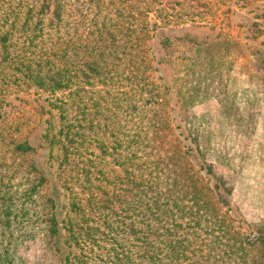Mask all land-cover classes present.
Masks as SVG:
<instances>
[{
    "label": "rangeland",
    "instance_id": "374dc122",
    "mask_svg": "<svg viewBox=\"0 0 264 264\" xmlns=\"http://www.w3.org/2000/svg\"><path fill=\"white\" fill-rule=\"evenodd\" d=\"M161 1L171 13L191 10L185 0ZM9 2L17 3L0 0V26ZM261 4L233 7L228 20L215 11L195 21L184 15L187 21L159 23L147 38L150 69L137 75L126 63L118 70L114 65L96 69L94 45L77 40L84 31L75 6L67 7L60 30L48 15L43 42L28 40L33 25L28 35L15 29L13 57L0 62V264L8 256L12 264H78L82 247L94 263L100 251L74 240L87 223L72 202L94 200L85 217L90 224L107 218L117 225L120 217L102 210L99 186L112 197L145 200L133 210L115 207L127 223H135L137 233L121 236L138 263L147 224L169 220L171 234L183 237L193 230V214L204 215L205 228L214 226L219 219L211 214L213 207L232 219L234 233L256 237L253 224L264 222V17H254L263 13ZM256 5L261 8L255 10ZM10 23L2 25L3 32ZM38 75L49 85L61 79L65 87L53 96L35 81ZM144 82L154 85L144 91ZM74 99L92 108L96 138L78 142V153L64 167L56 105L72 112ZM24 141L33 146L27 153L15 149ZM103 141L112 154L103 153ZM88 169L96 186L93 197L84 178ZM33 180L41 188L34 202L23 205V191ZM156 182L160 188L151 187ZM138 183L148 186L141 192ZM50 213L58 221L53 238L44 222ZM181 223L187 228L178 229ZM205 236H210L205 229L190 236V250L206 249ZM151 237L155 250L164 248L159 240L164 236Z\"/></svg>",
    "mask_w": 264,
    "mask_h": 264
},
{
    "label": "trees",
    "instance_id": "16d2710c",
    "mask_svg": "<svg viewBox=\"0 0 264 264\" xmlns=\"http://www.w3.org/2000/svg\"><path fill=\"white\" fill-rule=\"evenodd\" d=\"M16 1V4L9 2L8 7L1 14L2 25H6L8 22L11 23L10 28L4 32L1 28L2 25L0 26V62L9 61L13 57L18 40L13 37L15 29L21 32L23 31L24 35H28L32 32L31 26L33 25V32L27 36L28 40L31 42H43L45 22L48 15H51L52 20H54L50 23L55 27L57 26L58 30H60L61 24H63L64 18L68 13L67 7L75 6V10L79 12L76 13L79 17L77 23L81 25L79 30L84 31L83 34L77 33V40L79 43L87 46L94 45V50L98 58L96 60V69L101 71L108 66L114 65L116 66V70H118L120 65L126 63L128 71L135 75L140 72L144 73L150 69V61L152 59L148 58L149 54L146 49L147 38L149 33L159 23L172 24L182 20L187 21L188 18H185V16L195 21L201 18L204 13L211 14L215 11H221V16L228 20L229 16L235 12L233 7L243 9L256 3L263 4V8L261 9L263 13L258 11L254 17H264V0H185L191 10L187 12L174 10L172 13L167 10L165 5L161 7L160 4L162 1L158 2L159 0H75L73 4L69 0ZM259 8H261L260 5H256L255 10H259ZM151 12H154V17L149 19ZM20 22L22 23L21 26H19ZM72 27L70 26L69 29ZM101 62L103 65H101ZM35 78V81L40 86L47 88L49 94L53 96H56L58 89L65 87L61 79H56L53 84L49 85L46 82V77L38 75ZM144 83L142 85L144 91L147 90L146 87L154 85L150 82ZM79 101L74 99L73 106L75 109L72 112L64 104L56 105L61 118L59 128L60 139L57 142L61 144V150L64 154V158L60 161V165L64 167L71 163V154L78 153L79 147L76 146L78 142L79 145H85L88 140V142H94L96 138L95 117L92 115V108L86 109L85 106H82V102L86 106L87 102L81 101L79 103ZM134 102V99L130 100V107L133 110H137L138 107L133 105ZM84 122H88L89 125L85 126L83 124ZM153 126H155V123ZM79 138L83 139L82 142L79 141ZM102 145L104 154L110 151V146L107 143L103 141ZM87 147L85 146V150L88 149ZM15 149L19 152L27 153L33 149V146L28 141H24L17 144ZM148 161V158H146L144 163ZM138 164L136 163V165ZM84 178L89 183L86 189L92 193L93 197V188L96 186L93 184L89 169L85 170ZM39 180L31 181L34 183H29L23 191L21 198L23 205L34 202L35 196L41 188V182ZM140 185L143 187L140 189L141 192L148 186L145 183ZM103 187L99 186L97 188L101 191V201L103 202L102 210H107L109 217H112V214L119 216V223L115 225L110 219L105 218L101 220V224H90V220L85 217L88 216L87 208H89V212L93 210L94 200L92 201L90 199V205L84 204L81 201H73L72 207L76 212L83 214L85 223H87V226L82 228L83 233L80 237L73 234L74 240L79 246H81L80 242L82 241L94 253L97 249L100 251L94 263H90L86 259L84 247H82V253L77 254L78 264H264V222L261 226L253 224V228L257 234L256 237H245L238 232L234 233L231 224L232 219L226 214L223 215L221 212L222 209L216 207H213L214 210L211 211V214L216 216L220 221L215 220L214 226L211 227L207 224V228H205L202 219L204 215L202 213H200V216L198 213V215L193 214L195 224L190 227L193 230L191 231L188 228L182 234L183 237H178L176 233L174 234L176 237L171 234L172 230L168 226L170 223L169 220L163 221L160 219L158 224L153 227L150 223L147 224L146 226L149 227L147 229L148 233L142 236L141 240L143 242L144 252L139 256L141 262L138 263L128 253L124 243H122L124 237L121 236V233L127 234L128 231L133 234L137 233L135 223L133 221L127 223L121 217H125V215L122 212H118L115 207L118 206L122 210L128 206L129 209L133 210L138 203L145 200L138 197V199L135 198L127 201L125 196H121L120 194L112 197ZM151 187L160 188V182H156L155 185L151 184ZM44 222L47 226L46 231L49 233L48 236L51 238L55 237L58 234L56 215L50 213L44 219ZM101 225H104V228H101ZM127 228L128 230H126ZM177 228L184 230L187 227L181 223ZM204 229L208 231V235L210 234V236L203 237V243L206 245V249L199 252L195 250L191 251L190 236H193L199 230L204 231ZM161 230L164 232H161ZM226 234H229V237L224 240L223 237ZM152 235L155 238L164 236V238L159 239L161 245L164 247L163 249L158 248L155 250L156 244L155 239L151 240L153 238L151 237ZM208 240L210 243L207 242ZM110 244L111 246H109ZM12 263L11 256L2 260V264Z\"/></svg>",
    "mask_w": 264,
    "mask_h": 264
}]
</instances>
